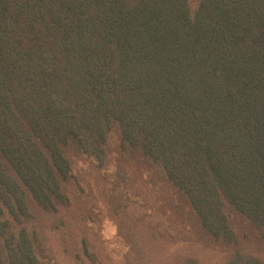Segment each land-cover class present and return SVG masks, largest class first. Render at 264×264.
Instances as JSON below:
<instances>
[{"label":"trees","instance_id":"1","mask_svg":"<svg viewBox=\"0 0 264 264\" xmlns=\"http://www.w3.org/2000/svg\"><path fill=\"white\" fill-rule=\"evenodd\" d=\"M162 167L203 229L264 243V0H0V264H43L26 221L68 201L71 150Z\"/></svg>","mask_w":264,"mask_h":264},{"label":"rangeland","instance_id":"2","mask_svg":"<svg viewBox=\"0 0 264 264\" xmlns=\"http://www.w3.org/2000/svg\"><path fill=\"white\" fill-rule=\"evenodd\" d=\"M68 201L32 206L26 224L43 264H230L236 247L210 236L161 166L108 142L105 164L71 150ZM240 250L264 261L256 228L234 213Z\"/></svg>","mask_w":264,"mask_h":264}]
</instances>
